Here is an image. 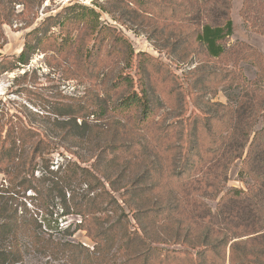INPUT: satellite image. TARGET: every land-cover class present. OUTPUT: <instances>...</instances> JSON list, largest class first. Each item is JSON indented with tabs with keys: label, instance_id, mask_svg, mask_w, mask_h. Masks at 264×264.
Listing matches in <instances>:
<instances>
[{
	"label": "rangeland",
	"instance_id": "374dc122",
	"mask_svg": "<svg viewBox=\"0 0 264 264\" xmlns=\"http://www.w3.org/2000/svg\"><path fill=\"white\" fill-rule=\"evenodd\" d=\"M72 8L74 13L93 11L97 16L95 30L86 25L88 20L61 29L59 22ZM215 12L214 2L209 0H0V125L12 119L16 126H25L47 138L51 145L43 156L50 169L56 170L69 163L90 167L105 144H145V140L157 145L158 151L157 158L148 153L147 159L158 167L160 164L162 168H172L178 164L177 158L171 155L176 151L173 148L179 146V133L185 136L195 124L196 133L204 140L200 144L201 152H210L205 163L210 164L205 170L206 177L218 183L219 194L196 193L193 201L198 212L202 206L196 201L214 212L224 196L231 197L235 190L246 192L254 186V180L243 172L246 168L243 159L263 122L261 113L245 124L242 119L243 116L246 119L249 105L264 104V0H249L247 5L244 0H229L233 32L223 42L226 55L220 59L208 58L194 42L196 31L212 21ZM37 28L47 30L39 46L32 36L28 37ZM66 34L71 37L67 45L63 43ZM116 38L120 43L125 40L130 48L116 43ZM27 41L31 42L34 52L26 65H20L15 59ZM120 73L132 77L137 92L140 80L144 83L151 106L155 108L148 130L135 129L137 125L134 126L132 116L126 119L112 110L124 94L122 89H110ZM226 74L229 78L224 79ZM98 102L107 110L106 116L94 114L85 118L96 143L72 139L78 129L73 123L65 125L68 119L62 117L61 111L70 105L92 109ZM81 122L77 120V126ZM170 124L173 127L167 130ZM69 126L70 133L65 136L63 129ZM247 133L249 139L242 157L234 159L237 153L231 151L236 150L243 142L241 136ZM228 152L234 159L230 162ZM36 162L42 164L39 160ZM147 162L140 164L143 167L139 169H130L124 175L125 181L134 182L139 177L152 183L153 174L144 175L150 165ZM102 168L106 176L99 177L110 178L111 173ZM113 170L114 177L118 178L119 172ZM35 177L40 178L39 172ZM4 179L0 174V184ZM123 184L120 181L115 188ZM121 193L115 192L114 196L118 198ZM26 195L33 196V193ZM125 210L130 228H136L133 213L126 207ZM50 211L52 217H46L50 229H42L46 239L71 241L92 248L86 231L67 236L61 230L78 223V218L61 217L53 203ZM55 222L61 232H56ZM208 227L206 221V227L199 228L197 233L206 235ZM149 229L155 228L152 225ZM241 232V228L234 229L232 234ZM222 234L214 236L213 241L224 238ZM246 238L231 240L225 249L224 245L214 244L211 252L203 257H197L200 249H188L191 257L179 255L165 264H230V245ZM22 244L23 264H70L67 256L52 257L49 251H37L25 240ZM161 247L184 250L178 245ZM234 258L238 261L241 257ZM122 262L123 258L113 250L106 264Z\"/></svg>",
	"mask_w": 264,
	"mask_h": 264
},
{
	"label": "trees",
	"instance_id": "16d2710c",
	"mask_svg": "<svg viewBox=\"0 0 264 264\" xmlns=\"http://www.w3.org/2000/svg\"><path fill=\"white\" fill-rule=\"evenodd\" d=\"M209 1L215 4V17L200 26L195 33L194 42L208 58L220 59L226 55L223 42L233 32L228 12L229 0ZM248 1L244 0V3L247 5ZM70 11L59 22L61 29L88 20L86 25H90L91 31L95 30L97 16L93 11H87L89 13L86 14L74 13V8ZM46 32V29L37 28L28 37L32 36L39 46L43 43V38H46ZM100 33L99 30L98 34ZM69 39L71 37L66 34L63 43L69 44ZM115 42L130 48L125 40L120 43L116 38ZM33 52L31 42L27 41L15 59L16 63L26 65ZM89 55L93 57L91 52ZM226 78H229L228 74L224 76ZM134 85L129 74H118L110 89H122L124 94L117 104H113L112 110L126 119L132 116L130 118L134 121V126L138 127L135 129L145 131L149 129V121L155 108L151 106L144 83L140 80L138 92ZM101 106L99 102L92 109L70 105L61 111L62 117L68 119L65 125L73 123L78 129V136L72 135V139L79 138L80 143L95 140L85 118L94 114L104 118L107 110ZM249 106L245 112L246 119L245 116L242 119L244 124L250 118H257L260 113L263 122L262 129L254 133L243 159V166L246 167L243 172L254 180V186L246 192L235 190L231 197L224 196L226 200L221 198L214 212L195 200L199 207L202 206V210L198 212L193 201L196 193L219 194L218 183L210 182L206 177L205 170L210 164L205 163L210 152H201L200 144L203 145L204 140L201 141L196 133L195 124L185 136L179 133V146L173 148L176 151L171 155L174 159L177 158L178 164L172 168H162L160 164L158 167L147 159L148 153L157 158L158 151L157 145L153 146L145 140V144H105L90 167L69 163L53 170L43 156L49 149L48 139L40 137L36 131L25 126L18 127L12 119H8L6 125H0V174L5 177L0 184V264H23V240L37 251H49L52 257L67 256L70 264H106L113 250L123 258L122 264H165L179 255L191 257L188 249H200L197 257H203L211 252L214 244L224 245L225 249L231 240L242 237L247 238L230 245L229 263L264 264V104L258 102ZM137 111H140V115L135 114L138 116L136 118L133 114ZM79 119L82 125L77 126L76 121ZM242 120L237 121L241 123ZM190 126L193 127V123ZM172 127L173 124H170L166 129L170 130ZM204 127L209 131L206 124ZM70 128L63 129L65 136L69 135ZM97 130L95 129L96 133ZM241 137L242 144L239 143L235 151L230 150L237 153L234 159L242 157L249 134ZM227 154L229 162L234 160L231 153ZM38 160L42 164L39 165L36 162ZM146 160L150 165L144 175L153 174V182L148 184L139 177L134 182H126L124 175L130 169L143 167L140 164L146 163ZM101 166L106 169V173H111L110 178L102 180L99 177L106 176L100 170ZM112 168H119L118 178L114 177ZM163 171H166L164 175ZM36 172L40 174L39 179L35 177ZM210 172L211 169L208 173ZM120 181H124V184L116 189L115 186ZM120 191L122 193L118 198L115 197L114 193ZM28 192H32L33 196H27ZM52 203L56 204L61 217L79 219L78 223L62 228V232L71 236L75 232L86 231L92 243L91 249L71 241L46 239L42 235V229H50V221L46 217H52ZM125 207L133 213L132 219L137 224L134 229L130 228ZM206 221L209 224L205 230L207 234L197 233L199 228L202 230L206 227ZM55 224L56 232H61L58 224ZM152 225L155 229H149ZM72 228L74 229L71 231ZM240 228L243 232L232 234L234 229ZM222 233L224 238L213 241L214 236L223 235ZM161 245H178L184 250H164ZM237 255H240L241 261L235 260Z\"/></svg>",
	"mask_w": 264,
	"mask_h": 264
}]
</instances>
